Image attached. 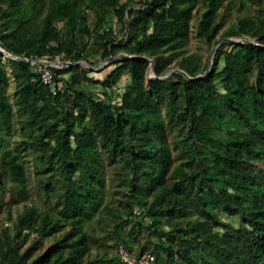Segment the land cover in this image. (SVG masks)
I'll use <instances>...</instances> for the list:
<instances>
[{
  "label": "trees",
  "instance_id": "16d2710c",
  "mask_svg": "<svg viewBox=\"0 0 264 264\" xmlns=\"http://www.w3.org/2000/svg\"><path fill=\"white\" fill-rule=\"evenodd\" d=\"M132 5L0 0V207L31 192L46 205L25 206L2 229L0 264H96L85 258L93 237L102 245L98 230L116 249L150 252L149 264H264V0ZM248 5L254 12L229 23L222 39L254 44H220L221 9ZM198 8L195 37L220 44L210 67L184 48ZM112 17L121 34L129 28L126 41L113 40ZM87 35L98 40L84 53ZM120 52L131 57L103 80L77 64ZM59 54L70 66L53 70V93L22 59ZM151 59L155 77L147 80ZM173 59L185 74L168 75ZM78 69L83 84L105 89L127 73L120 102L87 94ZM33 233L59 237L35 255L21 248ZM99 261L126 264L118 255Z\"/></svg>",
  "mask_w": 264,
  "mask_h": 264
},
{
  "label": "rangeland",
  "instance_id": "374dc122",
  "mask_svg": "<svg viewBox=\"0 0 264 264\" xmlns=\"http://www.w3.org/2000/svg\"><path fill=\"white\" fill-rule=\"evenodd\" d=\"M144 2V0H133V7H139L142 3ZM255 7L254 6H250L248 5L246 7L245 10H239L237 6H234L232 8H227L226 6L223 7L220 11V15L218 17V22L219 24H221V29H220V33L217 36L216 40L217 41H222V32L226 29V27L228 26L229 23L234 22L236 20V18L241 15L244 14L246 12L252 13L254 12ZM202 10H200V8L194 10V17L191 19V21L189 22V37L187 39V42L184 46V48L186 49V53H191V52H195L198 55L201 56L202 58V62H209L211 63L212 58L215 56V54L212 56V52L213 50H217L219 48V45L222 43H228V42H224L222 41L220 44L217 43H211L208 44L204 41H201L199 39H197L195 37L196 34V25L199 22V18H200V13ZM88 15V24L90 27H92L93 25V20H94V15L91 12H87ZM127 16V14H126ZM113 28V40L114 41H119V40H123L126 41L129 37V28L126 30L125 33L121 34L120 33V23L116 21L115 17H112L108 20ZM56 26L58 28L62 27V23H57ZM105 26L107 27V23L105 24ZM234 40H239L236 38H233ZM98 39L94 38V36L92 35H87L84 36L83 38L80 39L81 43H82V48H83V52L87 53L89 52V50L92 48V46H95L96 41ZM123 54H125L124 52H120L112 57L114 58H120ZM168 54V52L166 53ZM92 62H94V64L92 66H90L89 64H87L84 60H80L77 62V64L87 67L89 69H91V71L89 72V77L92 79H98V80H103L105 79V77L110 73V71H112L115 68V63L118 62L116 60L113 61V59H98V57H91ZM49 61H55V62H61L64 65H62L63 68H66L68 66H70V61L66 60L65 56L63 54H59V55H54L52 57H49ZM179 68L177 66V61L176 59H173V61L171 62V64L166 68V72L168 73V75L171 76L172 73L174 72H179ZM77 74H79L80 76V86L82 89H84L87 94H90L92 96H95L97 98H110L113 104H118L121 100L120 98V93L124 90V87L129 83V77L127 73H124L121 75V77L118 79L117 83L115 85H113L110 88H103L102 86H100V84L98 83H86L83 84V82H86V80L84 78H82V74L80 73V69L77 70ZM69 74L64 75L65 78H68ZM155 77V74L153 72V59H151V64L149 65V69L147 71V75L146 78L148 79H152ZM146 80V81H147ZM62 84V83H61ZM104 91L107 92L104 93ZM68 107L72 110H74L72 108V104L71 102L67 103ZM106 189L107 191L109 190L111 192V186L113 185L111 180L109 179V177H106ZM113 191V190H112ZM117 197L118 195H115V203H113L114 205H117ZM12 199V194L11 193H7L4 196V201H7L8 203L11 202ZM107 200H108V194H107ZM40 198L39 196H37V194H35L34 192H31L30 196L27 197L26 200L17 203V204H13L12 206H10V208H7V206H2L0 207V233L2 231L3 228L9 226H12V219H15L17 217V215L23 211L25 206H30V205H34L36 204L40 209H45L46 205L40 202ZM139 212H137L136 210V214H139ZM221 217L224 220L227 221H231L236 223L237 219L233 218V217H229L227 215H222ZM67 229V228H66ZM126 230H128V227L126 228ZM101 232L104 231H100L98 230V236L101 239L102 245L99 246L97 241H95L96 237H93L94 239H92V248L90 249V252L88 254V256L85 258L86 261H92V260H97L96 264H104L103 262H100L99 259L104 258V259H108V258H112L114 256H116V243L113 241L108 240L105 235H102ZM36 234H31V236H29V238L26 240V242L21 243V248L22 251L26 250V248L28 247H33L34 248V254L38 255L40 253H42L49 245L53 244V242L55 241L56 238L59 237V233H57L55 236H48L46 238L41 239L40 237H36ZM34 238V239H33ZM134 248L137 247V244L133 245ZM135 253V252H134Z\"/></svg>",
  "mask_w": 264,
  "mask_h": 264
},
{
  "label": "built area",
  "instance_id": "2783aa9c",
  "mask_svg": "<svg viewBox=\"0 0 264 264\" xmlns=\"http://www.w3.org/2000/svg\"><path fill=\"white\" fill-rule=\"evenodd\" d=\"M31 65L34 71L39 75L41 81L53 92L55 93L59 84L55 80L54 69L63 68L64 65L61 62L49 61V56H44L43 58H30ZM116 253L122 262L126 264H149L153 259V255L145 251L139 255L134 252H129L123 247L119 246L116 249Z\"/></svg>",
  "mask_w": 264,
  "mask_h": 264
},
{
  "label": "water",
  "instance_id": "95a60500",
  "mask_svg": "<svg viewBox=\"0 0 264 264\" xmlns=\"http://www.w3.org/2000/svg\"><path fill=\"white\" fill-rule=\"evenodd\" d=\"M222 41H224V42L245 43V44H248V45H253V44H254L253 41H240V40H234L233 38H223ZM215 52H216V50L214 49L213 52H212V56L215 54ZM129 57H131V56L126 55V54H123L120 58L110 57V58H108V60H109V59H113V61H114V60H116V61H120V60H123V59H127V58H129ZM16 58H17V57H16ZM22 60L31 63V61L28 60V59H22ZM211 64H212V60H211V63H210V65H209V67L211 66ZM179 72L185 74V73H184L183 71H181V70H180Z\"/></svg>",
  "mask_w": 264,
  "mask_h": 264
}]
</instances>
